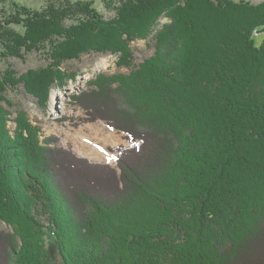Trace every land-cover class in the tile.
I'll return each instance as SVG.
<instances>
[{
    "label": "trees",
    "instance_id": "16d2710c",
    "mask_svg": "<svg viewBox=\"0 0 264 264\" xmlns=\"http://www.w3.org/2000/svg\"><path fill=\"white\" fill-rule=\"evenodd\" d=\"M74 8L0 19V58L48 62L0 71V221L13 228L0 264H52L49 236L64 264H264V0H120L109 19ZM149 38L135 66L131 45ZM92 53L135 67L74 97L88 122L128 135L117 168L8 110L10 89L46 103L63 65Z\"/></svg>",
    "mask_w": 264,
    "mask_h": 264
},
{
    "label": "rangeland",
    "instance_id": "374dc122",
    "mask_svg": "<svg viewBox=\"0 0 264 264\" xmlns=\"http://www.w3.org/2000/svg\"><path fill=\"white\" fill-rule=\"evenodd\" d=\"M120 0H0V19L15 13V6L18 8H25L32 13H46L53 9H64L70 6L73 12L77 4H89L91 9L105 19L114 16V13L108 8H112L119 4ZM260 0H253V3H259ZM74 20L67 21L72 24ZM171 21L165 17L160 19L159 26L162 28L165 24ZM18 31H22L20 27H14ZM257 45L264 42V33L256 34ZM132 49L135 55L134 65L138 66L145 59L154 54V41L152 38L148 40H138L132 43ZM47 53V51H46ZM45 52L27 53L24 59L19 58H0V71L4 72L10 67L19 75H25L31 70H38L45 68L48 62ZM118 58L115 55H100L87 54L81 57L80 60L67 62L63 65V72L66 76L61 82L60 86H55L50 90L48 100L42 103L41 100L28 94L24 87L20 85L16 89H10L7 92V99L13 105V108H8L12 112L11 119L17 118L19 113H26L30 123L41 129V140L44 141L49 137H56L59 139L58 146L64 149H70L79 158L88 159L94 164H109L112 168H117L116 153L111 150L120 146L132 147L128 141V135L123 132L110 128L103 120L98 119L94 122H88L91 117L88 111L82 108L74 100V97L82 96L84 93H89L95 89L94 82L99 77H113L117 75H129L133 68H119L117 66ZM78 87L75 91H70L71 88ZM53 93L64 96L63 99L56 101L52 100ZM58 103V104H57ZM63 108V112H58L55 116L56 105ZM103 124L105 131L101 134L99 130L102 128L99 125ZM11 130H14L16 125L14 122L9 123ZM95 132H98L100 137L96 141ZM109 133H112L116 138V143L109 142L106 145L100 141L102 138H108ZM83 135L88 138V143L96 144L104 147L111 155H115V163L110 161H95L85 154H80V143ZM118 137V138H117ZM109 139V138H108ZM110 140V139H109ZM118 141V142H117ZM79 142V143H78ZM139 144V143H138ZM52 144L51 146H53ZM12 226L0 221V231H12ZM48 249L51 253L52 264H64L63 259L59 253V249L55 245L53 238L48 237Z\"/></svg>",
    "mask_w": 264,
    "mask_h": 264
},
{
    "label": "bare ground",
    "instance_id": "6f19581e",
    "mask_svg": "<svg viewBox=\"0 0 264 264\" xmlns=\"http://www.w3.org/2000/svg\"><path fill=\"white\" fill-rule=\"evenodd\" d=\"M77 89H79V88L78 87H73V88L70 89V91L72 92V91H75ZM63 97L64 96L58 95L56 93H53L52 100L56 101L58 99H63ZM63 110H64L63 108H61L60 106L56 105V112H55L54 115L56 116L58 112H63ZM99 126L102 127L99 130V132L102 134L103 131H105V127H104V125L102 123ZM94 134L97 137L96 141H98L97 139L100 137V135H98L99 133L95 132ZM108 138H102V140H100V141H102L105 145L107 143H109L110 141L116 143V138H115V136L112 133H109ZM89 139L90 138H88L86 135H83V137L81 138L80 154H82V155L85 154V155H87L88 157H90L91 159H93L95 161H110L112 163H115V155H111L104 147L100 146L99 143H98L99 141L96 144L95 143L94 144L88 143Z\"/></svg>",
    "mask_w": 264,
    "mask_h": 264
},
{
    "label": "water",
    "instance_id": "95a60500",
    "mask_svg": "<svg viewBox=\"0 0 264 264\" xmlns=\"http://www.w3.org/2000/svg\"><path fill=\"white\" fill-rule=\"evenodd\" d=\"M116 155H118V154H116Z\"/></svg>",
    "mask_w": 264,
    "mask_h": 264
}]
</instances>
